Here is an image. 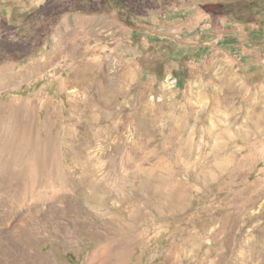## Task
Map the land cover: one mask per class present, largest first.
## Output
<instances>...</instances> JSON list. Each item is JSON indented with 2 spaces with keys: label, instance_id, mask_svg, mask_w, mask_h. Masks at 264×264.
<instances>
[{
  "label": "rangeland",
  "instance_id": "374dc122",
  "mask_svg": "<svg viewBox=\"0 0 264 264\" xmlns=\"http://www.w3.org/2000/svg\"><path fill=\"white\" fill-rule=\"evenodd\" d=\"M0 264H264V0H0Z\"/></svg>",
  "mask_w": 264,
  "mask_h": 264
},
{
  "label": "bare ground",
  "instance_id": "6f19581e",
  "mask_svg": "<svg viewBox=\"0 0 264 264\" xmlns=\"http://www.w3.org/2000/svg\"><path fill=\"white\" fill-rule=\"evenodd\" d=\"M24 149H25V148H24ZM24 149H22V151H23ZM23 152H24V151H23ZM26 152H27V151H26ZM24 154H25V152H24ZM26 154H27V153H26ZM26 154H25V155H26ZM26 166H27V165H26ZM31 167H32V166H31Z\"/></svg>",
  "mask_w": 264,
  "mask_h": 264
}]
</instances>
